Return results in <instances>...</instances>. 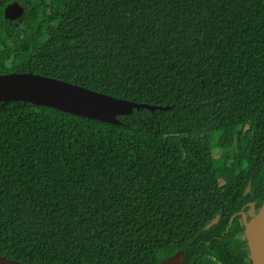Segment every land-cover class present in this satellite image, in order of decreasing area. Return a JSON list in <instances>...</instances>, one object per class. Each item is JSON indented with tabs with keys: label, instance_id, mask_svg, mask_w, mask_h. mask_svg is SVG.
Listing matches in <instances>:
<instances>
[{
	"label": "trees",
	"instance_id": "1",
	"mask_svg": "<svg viewBox=\"0 0 264 264\" xmlns=\"http://www.w3.org/2000/svg\"><path fill=\"white\" fill-rule=\"evenodd\" d=\"M27 72L167 110L0 104V255L249 264L226 228L264 199V0H0V75Z\"/></svg>",
	"mask_w": 264,
	"mask_h": 264
},
{
	"label": "water",
	"instance_id": "2",
	"mask_svg": "<svg viewBox=\"0 0 264 264\" xmlns=\"http://www.w3.org/2000/svg\"><path fill=\"white\" fill-rule=\"evenodd\" d=\"M24 7L16 1L3 8L6 20L15 21L25 14ZM7 102H26L36 106H45L75 116L97 120L116 126L122 125L118 116L130 115L134 110L165 111V107L151 106L118 99L101 92L93 91L56 78L27 73H8L0 75V104ZM250 184L244 191L248 193ZM245 212H239V223L242 227V238L249 264H264V199L258 208L250 202ZM235 215V216H236ZM235 216L228 222L231 225ZM219 216L213 218L204 229L216 224ZM0 264H25L0 255ZM156 264H184L183 250Z\"/></svg>",
	"mask_w": 264,
	"mask_h": 264
},
{
	"label": "flooded vegetation",
	"instance_id": "3",
	"mask_svg": "<svg viewBox=\"0 0 264 264\" xmlns=\"http://www.w3.org/2000/svg\"><path fill=\"white\" fill-rule=\"evenodd\" d=\"M249 203H250V202H249ZM247 204H248V203H247ZM247 204H246V205H247ZM247 209H248V208H247ZM245 211H246V210H245ZM243 212H244V211H243ZM236 214H237V213H236ZM236 214H234L233 216H235ZM235 217H239V218H240V216H238V215H236Z\"/></svg>",
	"mask_w": 264,
	"mask_h": 264
}]
</instances>
